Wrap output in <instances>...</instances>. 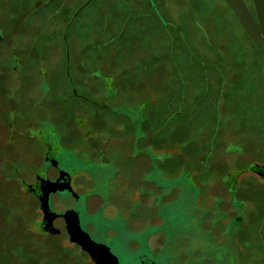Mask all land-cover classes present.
Here are the masks:
<instances>
[{"label":"rangeland","instance_id":"rangeland-1","mask_svg":"<svg viewBox=\"0 0 264 264\" xmlns=\"http://www.w3.org/2000/svg\"><path fill=\"white\" fill-rule=\"evenodd\" d=\"M47 1L0 0V264H94L68 239L62 221L53 225L58 235L37 225L39 203L21 181L33 184L35 173L44 176L50 169L42 163L47 148L38 138L48 142L62 169L75 174L80 196L74 201L59 194L52 209L74 207L84 213L82 223L100 222L101 234L94 238L102 239L121 264H136V258L148 255L158 264H264V179L242 172L249 163L264 166V56L224 0H168L166 17L185 37L177 35L174 52L169 39L149 33L138 34L147 43L144 50L140 40L141 49L133 50L131 39L102 47L109 40L104 22L122 10V23L131 12L124 5L130 8L139 0H92L66 41L64 26L85 0H57L41 8ZM244 1L253 11L251 0ZM58 2L68 9L48 21L39 36ZM147 10L135 12L139 20ZM12 57L24 66L21 79L12 70ZM98 58L117 92L106 110L98 108V99L66 94L68 76L82 94L75 82L77 65L85 59L91 67ZM40 66L48 72H39ZM113 103L119 104L115 112ZM122 108L135 111L141 144L152 147L141 156L137 147L136 163L125 157L130 137L109 135L114 127L130 126ZM91 110L108 120L102 129L88 125ZM119 116L126 122L119 125ZM8 122L17 134H10ZM39 123L51 133L34 134ZM88 127L99 129L95 137L83 135ZM22 129H29L24 132L29 136L21 138ZM103 149L104 158L115 161L110 174L118 172L117 177L110 180L109 171L102 180L77 177L97 174L93 160ZM166 159L164 169L157 167ZM86 194L102 200L90 197L87 210ZM134 211L138 221L130 216Z\"/></svg>","mask_w":264,"mask_h":264},{"label":"flooded vegetation","instance_id":"flooded-vegetation-1","mask_svg":"<svg viewBox=\"0 0 264 264\" xmlns=\"http://www.w3.org/2000/svg\"><path fill=\"white\" fill-rule=\"evenodd\" d=\"M91 1L92 0H90V2ZM56 2H57V0H48L47 2H45L41 6V8H46L51 3H56ZM86 2H88V1L85 0V2H83L80 6H78L74 10L70 20L64 26L62 35L64 36L65 41H66L65 35H66L67 31H69V29L72 27L73 23L77 20V17L80 16V14L84 11V9L90 4V2L85 4ZM137 2L134 1V3H136V4L130 5L131 9L129 8V6H126V4L124 5L123 10L124 11L130 10L131 12L126 16V18L122 21V23L120 21L121 16H122V14H121L122 10L120 11V14H119V11L116 10L120 16L117 13H115V15L112 14L113 18H111L107 23L104 22L105 23V25L103 26L105 28L104 37L106 36L109 40H107V42L101 44L102 47L104 48L105 46H107L109 44H113V43H116L114 45L118 46V44H117L118 40L131 39L132 41L135 40V42H133V44H134L133 50H136L137 48L141 49V44L138 43L139 40L142 41V43H143L142 50H144L147 43L144 40H142V39H144V37L138 36V34L149 33V34H152L154 36H155V34H157L158 38H164V39H166V41H167V39H169L171 41V51L172 52L176 51L175 39L176 38L179 39V37H178L179 35H180L181 39H183V40H185V37H184V33L182 32L180 27L173 25V22L169 21V18L166 17L165 9H166V7H168L167 6L168 0H162V2H160V0H139L140 3H137ZM58 3H61V4L57 5V7L55 8V11L51 15V17H48V19L45 21L44 25L42 26V28L39 32V36H41L43 34V30L47 26L48 21L52 20L55 17L60 16L62 13H64V10L68 9V5L65 2H58ZM146 7H148V10L145 12L144 15L140 16V17L146 16L145 19H143L144 21L139 20L138 19L139 15H136V13L142 12V10H144V8H146ZM132 11H133V13H132ZM251 12L254 13L252 10H251ZM132 20H135L136 23L130 24V21H132ZM190 29H192V27L186 28V30H188V31ZM189 32H192V31H189ZM189 37L192 38V36H189ZM0 38H1V33H0ZM185 44H186V42H185ZM186 46H188V45L186 44ZM115 47L112 49V51H114V52L118 51ZM178 50L180 51V48ZM97 54H99V53H97ZM15 58L16 57H12V59L10 60V61H13L12 70H14V72L16 73V78L21 79L22 71H25V70H23L24 66L22 63L18 62V60L16 62ZM77 66L79 69H77V71H76L77 73H76L75 82H77V86H79L80 89H83V91H82L81 95L78 94L77 89L73 87L72 82L68 76V79L66 80V82L69 84L70 87H69V89L67 88V90H66L67 96L71 97V98H73V97L81 98L82 100L87 99V96L89 98L95 99V101H96V99H98L99 101H96L99 103L98 108L106 110L107 109L106 102L107 101L109 102V100H111V99L114 100L117 97V95H116L117 92L113 89V86H112L113 76H111L110 74L106 75L104 73V69L106 67H105V64H104L102 58H100V59L98 58L97 63L93 64L91 67L88 63L86 64L85 59H84V62L79 63V65H77ZM44 69L46 70V73H47L48 69H46L45 67L38 68V71L43 73V72H45ZM71 74H72L71 76L73 78V74H75V73H71ZM41 76L44 78L43 74ZM93 79H94V81H92ZM42 84H43V82H42ZM43 85L46 86V84H43ZM44 93H45V91H44ZM14 95H16V94L14 93ZM96 97H98V98H96ZM113 105L114 106L112 108V112H115L116 106L119 104L116 105L113 103ZM120 111H121V113L127 115L126 119L129 118L131 121L129 123L130 126L128 128H130V130L131 129L133 130V133L130 134V140H129L130 141L129 145L132 147H131V150H128V151L130 152V154H129L130 159L135 160L138 156L136 154H134V152H135L137 147L139 148L138 140L141 139V134H138L140 132V130H139V128H137L138 127V123H137L138 118L135 114V111L131 112L127 108H122ZM116 113H120L119 110L116 111ZM88 122H89L88 125L92 126L91 122H93V123L95 122L94 117L89 115V121ZM125 122H126L125 120L122 121V123H125ZM14 125L15 124H13V122L12 123L8 122L6 124L8 130L12 131V133H10V134H13V135L17 134L16 128ZM37 128H39V129H37ZM19 130H21L20 126H19ZM27 130H29V129H26V130L22 129V131H20L22 133L21 138L29 136L28 134H26V135L24 134V132H26ZM35 130H36V132L34 131V134H37L38 136H43L44 132L51 133V129L42 128V123H39L38 126L35 124ZM97 130H99V129L95 130L93 127H88L87 130L83 128L82 132H83V135L85 137H87V136L88 137H90V136L95 137V134H97V132H96ZM109 135H108V137H110ZM13 137H15V136H13ZM38 139H39V141H43L46 148H47L46 154H44L42 157V163L43 162L46 163V165H48V167H50L51 170L48 169L46 171V173L44 174V176L35 173L33 184H24L25 182H23V180L21 181L22 187L24 189L28 190V193L31 194L39 203V210L41 212V218L38 221L37 225H39L40 227L45 229V227H47L49 224H51L53 226L55 221L60 220L63 223L64 230H65V232L68 236V239L70 241H71V236H73L74 238H77V235L79 232L85 233L90 237V239L93 242H95L97 244L100 243L102 245H105L109 249L110 253H112L116 257L117 264H121L119 257L116 254H114V252H112L111 248L102 239H100L101 240L100 241V240H98V239L96 240L94 238V236L101 234V230H100L101 229V227H100L101 223L100 222H92L89 220H84V222L82 223V217H84L82 215H84V213L82 214L79 210L75 209L74 207L65 208L62 212L55 211L54 209H52L51 201L55 196H57L59 194L67 195L70 198H72L74 201H76L78 198H80V196H79L78 192L76 191V189L74 188L75 187L74 179L76 177L75 174L74 173L72 174L71 172H69L65 169H62V167H60L59 161L57 159H55L51 154H49V152L51 150L50 149L51 146L49 144H47L48 142H46L43 138H38ZM99 141L101 142L102 140H99ZM103 142H105V140ZM104 145H105V143H102V142L99 143V146H101L100 147L101 149L106 148V147H103ZM97 146H98V144H97ZM146 146H144L142 149L139 148L140 155L143 152L146 154H148V153L150 154V152L152 153V147L148 146V145H146ZM103 152H104V149L100 151V156L96 155L97 156L96 160H93L95 162L97 161L96 163L90 162V163L96 164L94 166L97 169L96 175H98V176L93 174V172L91 173L90 171H87V172L91 173V175L86 172V173H83L77 177L84 178V180H86V181L90 177H91L92 181H94V179H101L102 180L103 178H105L106 173H108V171H109L110 180H113L114 178H116L117 177L116 175L118 174V172L116 174H110V173H112L111 169H115V165H114L115 161L111 160V159L106 160L104 158L105 155ZM39 159H40V157H39ZM134 160H132V161H134ZM150 162L152 165L156 161L151 160ZM258 164H261V163H255V162L249 163L248 166L242 170V172H245L246 170L248 172H255L260 177H262V179H264V166L262 164L261 165H258ZM157 167H159L158 164H157ZM93 175H95V176H93ZM50 183H56V185H54V186H55V188H57V190H55V192L48 194L47 189H49L48 187H49ZM138 194H140V196L149 197V195H147V194H141V193H138ZM94 195H97L101 199L100 195H98V194H88V195L86 194V196L83 198L85 208L87 210H89L88 199ZM132 200L135 203H137V201H138V200H134L133 197H132ZM46 201L48 202V206H49L48 212L45 211L46 210V204H47ZM140 203H141V201H140ZM141 205L143 207L146 206L142 203H141ZM100 206H101V204H100ZM138 206H140V205H138ZM236 212H237V210H236ZM64 214H67V216L64 217L63 216ZM130 216H132L133 220H137V217H139L135 211L132 212ZM120 224H122V223H120ZM231 225H233V224H231ZM233 229H234V225L232 227V230ZM58 234H59V232L57 234H54V235H58ZM71 242H73V244L77 245L81 249V247L77 243H75L74 241H71ZM134 245L135 244H132V246H134ZM141 246L144 248H147L148 245L146 246V244H142ZM82 251L85 252L84 250H82ZM85 253H86V255L88 254L87 252H85ZM151 253L152 252H150V254ZM228 255H229V259H228L229 263H233V259H232L233 250L232 249H231L230 253L228 252ZM87 256L89 257V255H87ZM159 261L160 260H158V261L154 260V258L152 259L150 257V255H148L147 257L141 256V257L136 258L135 263L136 264H158Z\"/></svg>","mask_w":264,"mask_h":264},{"label":"water","instance_id":"water-1","mask_svg":"<svg viewBox=\"0 0 264 264\" xmlns=\"http://www.w3.org/2000/svg\"><path fill=\"white\" fill-rule=\"evenodd\" d=\"M87 1L90 2V0ZM224 2L250 41L264 56V0H251L254 13L251 12L244 0H224ZM54 185L56 183L49 184L48 194L57 190ZM46 203L45 211L48 212L49 206L47 201ZM63 216L66 217L67 214ZM45 230L53 235L59 232L51 224L45 227ZM71 241L77 243L82 250L87 252L94 264H117L116 257L110 253L109 249L105 245L93 242L87 234L79 232L77 238L71 236Z\"/></svg>","mask_w":264,"mask_h":264},{"label":"crops","instance_id":"crops-1","mask_svg":"<svg viewBox=\"0 0 264 264\" xmlns=\"http://www.w3.org/2000/svg\"><path fill=\"white\" fill-rule=\"evenodd\" d=\"M90 116H93L94 117V123H96L99 127H101V128H99V129H102L103 127H102V125L104 124H106L107 123V119L103 116V114H102V112H100V113H98V112H96L95 110H91V114H90ZM97 118V119H96ZM118 119L119 120H122L123 121V119H122V117H118ZM97 121V122H96ZM122 121L120 122V124L119 125H121L122 124ZM101 124V125H100ZM117 129V131L115 132V131H109V133H111L110 135L111 136H113L114 138H115V136H119V134H120V132H125V139L128 141V139H127V136H129L130 137V133H131V130H130V128H127V129H118V127H114L113 129ZM117 132H119V133H117ZM169 132H170V129H169ZM116 133V134H115ZM123 136V135H122ZM163 138V137H162ZM165 138V137H164ZM163 138V139H164ZM125 139H123V140H125ZM162 139V140H163ZM116 140H120V139H117L116 138ZM125 140V141H126ZM122 141V140H121ZM120 141V142H121ZM144 141V139H140V140H138V145H139V148L140 149H142L145 145H143V144H141V142H143ZM122 142H124V141H122ZM130 142V141H129ZM169 142V141H168ZM126 144H129V143H127V142H125ZM140 143V144H139ZM121 146H124V144H122L121 143ZM113 147H115V146H113ZM112 146L110 147V149H112L113 148ZM119 148V147H118ZM129 152V151H128ZM126 154V153H125ZM141 156V155H140ZM125 157H127V158H129L130 159V157H129V154L128 155H126ZM242 158V156L240 157V159ZM170 159V158H169ZM169 159H166L165 161L163 160V161H161L162 163L159 165V167H161V168H163L164 169V167H163V164L165 163V164H167L168 165V162H169ZM111 160H113V159H111ZM131 160V159H130ZM138 161V157L135 159V163ZM231 163L233 162L232 160L230 161ZM234 166H239V163H238V161L235 163V162H233L232 163ZM232 164L230 165V163H228V167L230 168L231 166H232ZM167 168V167H166ZM166 176H168V173L166 174Z\"/></svg>","mask_w":264,"mask_h":264}]
</instances>
